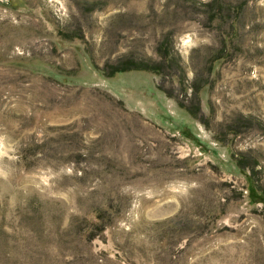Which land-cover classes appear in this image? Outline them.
Wrapping results in <instances>:
<instances>
[{
	"label": "rangeland",
	"instance_id": "1",
	"mask_svg": "<svg viewBox=\"0 0 264 264\" xmlns=\"http://www.w3.org/2000/svg\"><path fill=\"white\" fill-rule=\"evenodd\" d=\"M259 189L264 0H0V264H264Z\"/></svg>",
	"mask_w": 264,
	"mask_h": 264
},
{
	"label": "trees",
	"instance_id": "2",
	"mask_svg": "<svg viewBox=\"0 0 264 264\" xmlns=\"http://www.w3.org/2000/svg\"><path fill=\"white\" fill-rule=\"evenodd\" d=\"M241 4V2H240ZM67 37V36H64ZM78 37L77 35H71V38ZM80 37V36H79ZM164 46L167 45V40L164 41ZM168 59H171V56L165 53L162 55L161 60L155 61V62H149L143 59H136L132 57H126L122 60H119L117 63L113 64H107L106 68L109 69V76H113L118 72H125L130 70H145V71H151L156 74H163V72L168 68ZM197 112L199 111V108H196ZM240 160V163L238 164L243 168H250V170H254V167H258V161L251 160L249 157H238ZM254 166V167H253ZM264 194V189H259ZM107 212L106 209L100 208L95 212V220L92 223V228L98 229V231L102 232L104 230V223L106 222L103 220L104 214Z\"/></svg>",
	"mask_w": 264,
	"mask_h": 264
}]
</instances>
